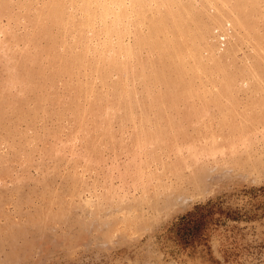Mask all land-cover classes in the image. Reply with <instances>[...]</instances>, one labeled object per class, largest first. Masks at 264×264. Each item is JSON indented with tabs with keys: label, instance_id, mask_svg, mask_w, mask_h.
<instances>
[{
	"label": "rangeland",
	"instance_id": "374dc122",
	"mask_svg": "<svg viewBox=\"0 0 264 264\" xmlns=\"http://www.w3.org/2000/svg\"><path fill=\"white\" fill-rule=\"evenodd\" d=\"M0 264H264V0H0Z\"/></svg>",
	"mask_w": 264,
	"mask_h": 264
},
{
	"label": "trees",
	"instance_id": "16d2710c",
	"mask_svg": "<svg viewBox=\"0 0 264 264\" xmlns=\"http://www.w3.org/2000/svg\"><path fill=\"white\" fill-rule=\"evenodd\" d=\"M256 215L255 211L241 207L223 206L221 200H209L194 204L189 210L179 215L169 227L172 239L184 248L193 245L208 246L212 229L228 220H248Z\"/></svg>",
	"mask_w": 264,
	"mask_h": 264
}]
</instances>
